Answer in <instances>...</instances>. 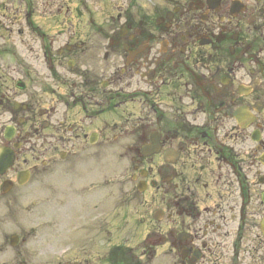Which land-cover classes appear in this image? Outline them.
Returning a JSON list of instances; mask_svg holds the SVG:
<instances>
[{
	"label": "flooded vegetation",
	"instance_id": "flooded-vegetation-1",
	"mask_svg": "<svg viewBox=\"0 0 264 264\" xmlns=\"http://www.w3.org/2000/svg\"><path fill=\"white\" fill-rule=\"evenodd\" d=\"M12 1L43 40L59 30L57 48L39 49L58 64L53 86L40 73V101L64 105L35 119H47L43 146L75 155L98 114L137 102L134 130L144 140L151 122L161 150L175 152L174 164L153 166L171 173L173 264H223L229 251L240 264L242 251H264L246 244L264 218V0ZM49 7L50 27L33 20Z\"/></svg>",
	"mask_w": 264,
	"mask_h": 264
},
{
	"label": "rangeland",
	"instance_id": "rangeland-1",
	"mask_svg": "<svg viewBox=\"0 0 264 264\" xmlns=\"http://www.w3.org/2000/svg\"><path fill=\"white\" fill-rule=\"evenodd\" d=\"M14 16L13 11L0 13V19L6 20V25L0 29V76L8 80L9 86L18 78L15 69L9 68L14 63L11 61L13 51L21 72H26V62L22 59L29 51L24 38L10 35L16 25ZM33 126L41 132L40 124L28 125L24 131H32ZM126 144L133 145V138L128 143L114 142L111 154L97 156L78 168H91L90 173L86 170L79 181L92 190L86 186L75 191L76 187H68V179L56 178V174L47 179L41 170L39 154L37 169L28 185L0 197V264H110L107 262L110 253L108 243L119 245L126 252L131 250L129 253L134 257L131 264H171L165 252L168 245L162 247L161 243V238L167 236L170 227L172 229V224L167 221L170 187L160 180V190L148 187L145 193H140L137 182L131 180L133 156L124 151ZM35 146L36 143L32 145ZM32 159L34 162V155ZM147 166L143 168L147 169ZM168 174L167 170L160 174L154 171L155 180ZM47 199L54 209L42 214V204ZM80 199L88 200L87 209ZM97 202L98 207L95 205ZM61 206L60 220L64 224L55 227V209ZM157 209L166 213L160 223L153 220ZM12 235L20 237L15 249L9 245ZM259 242L255 234H250L246 244L258 245ZM144 251H147L145 257L140 258ZM244 252L241 264H264V260L259 259L261 252ZM111 258L113 260L114 257L111 255ZM223 264H233L231 251L226 254Z\"/></svg>",
	"mask_w": 264,
	"mask_h": 264
}]
</instances>
